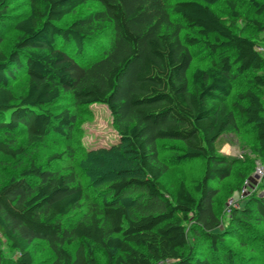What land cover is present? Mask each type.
I'll use <instances>...</instances> for the list:
<instances>
[{
    "label": "trees",
    "instance_id": "1",
    "mask_svg": "<svg viewBox=\"0 0 264 264\" xmlns=\"http://www.w3.org/2000/svg\"><path fill=\"white\" fill-rule=\"evenodd\" d=\"M90 1L96 11L60 26ZM219 1L26 0V11L14 15V0H0V132L7 136L0 139V164L18 162L50 139L71 141L76 119L67 101L105 105L119 136L115 149L130 161L110 170V183L91 198L72 171L30 161L12 175L0 185V264H34L38 242L59 264H97L96 249L107 264H212L193 237L207 242L221 264L234 263L226 240L235 227L264 225V196H252L226 221L216 212L218 192L211 183L230 178L240 160L218 153L223 137L249 128L256 155H263L264 52L210 8ZM238 3L227 0L231 16L264 33L258 19L264 6L249 0L258 17L250 20L237 12ZM106 31L109 46L84 63L92 39ZM198 46L209 61L191 70V49ZM242 77L250 88L233 96ZM19 79L26 87L16 95L12 85ZM17 134L25 136L24 145L9 139ZM162 141L183 146L174 163L204 162L192 193L182 182L173 197L167 193ZM84 204L86 210L67 223Z\"/></svg>",
    "mask_w": 264,
    "mask_h": 264
},
{
    "label": "rangeland",
    "instance_id": "2",
    "mask_svg": "<svg viewBox=\"0 0 264 264\" xmlns=\"http://www.w3.org/2000/svg\"><path fill=\"white\" fill-rule=\"evenodd\" d=\"M180 0H169L171 4ZM227 0H221L210 8L223 20L226 25H233L237 33L253 38L259 43V48L264 52V33H257L245 23L235 20L226 4ZM237 12L242 17L250 20L257 19L256 10L249 5V0H238ZM264 6V0H256ZM12 14L18 15L26 11V0H14L11 6ZM98 5L92 1L79 7L73 14L66 17L60 26L67 27L74 20L98 9ZM259 20H264V13ZM111 35L108 31L93 38L87 51L84 53L83 61H90L92 57L97 56L110 44ZM13 33L5 38L2 49L7 51ZM193 55V64L191 70L196 67H206L209 61V54L203 46L191 49ZM25 79H19L13 83L12 89L18 95L26 87ZM250 88L248 78H239L235 83L233 96L237 93L244 92ZM69 106L72 114L75 116L76 123L73 128L71 141L50 139L44 145L36 148H30L18 162L2 159L0 164V185L5 184L12 175L18 174L30 161L36 165L48 166L62 174L74 172L78 182L81 183L85 193L95 197L105 190L112 178L110 170L122 169L129 167V160L117 152L115 145L118 144L119 136L114 127L113 118L105 105L94 104L89 107L73 106L71 101L64 103ZM7 136L0 132V139ZM16 141V147L25 144L23 134L14 135L9 139ZM160 148V159L162 164L167 168V172L162 180L167 193L173 197L178 185L182 182L192 193L194 186L202 179L204 173V162L201 160H184L174 163L172 156L180 153L183 146L177 142L162 141L158 144ZM256 139L251 129L243 128L239 135L223 137L219 140L217 151L220 154L240 158L238 164L233 168L230 178L222 182H212V187L218 192L215 200V209L220 219L228 221L231 217L225 214V204L230 197H235L242 186L243 181L252 175L255 164L264 163V152L261 157L255 153ZM178 153V154H179ZM52 156H59L57 160L50 162ZM245 176V179L241 177ZM262 190L263 188L260 187ZM87 205H83L80 211L74 212L72 217L66 220L67 223L74 222L80 212H84ZM251 228L244 229L235 227V232L226 240L225 248H230L234 253L235 259L233 264H264V225L251 221ZM192 237L191 235H189ZM192 240V239H191ZM195 249L201 256H207L212 264H221L220 256L211 257L209 255L210 247L207 242L193 237ZM71 251V250H70ZM3 255L7 258L10 253L7 246L2 249ZM34 264H59L57 257L42 242H38L32 249ZM94 256L97 264H107V256L102 250L96 249Z\"/></svg>",
    "mask_w": 264,
    "mask_h": 264
},
{
    "label": "built area",
    "instance_id": "3",
    "mask_svg": "<svg viewBox=\"0 0 264 264\" xmlns=\"http://www.w3.org/2000/svg\"><path fill=\"white\" fill-rule=\"evenodd\" d=\"M260 187L263 189L261 190ZM254 195L264 196V163L261 162L255 164L252 175L243 181L237 196L227 200L225 214L231 217L234 211L241 209L245 202Z\"/></svg>",
    "mask_w": 264,
    "mask_h": 264
}]
</instances>
